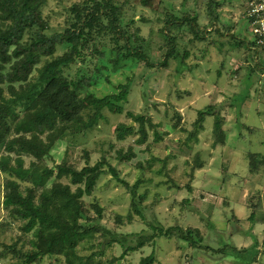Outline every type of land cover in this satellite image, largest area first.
<instances>
[{
    "label": "rangeland",
    "instance_id": "1",
    "mask_svg": "<svg viewBox=\"0 0 264 264\" xmlns=\"http://www.w3.org/2000/svg\"><path fill=\"white\" fill-rule=\"evenodd\" d=\"M82 1L49 0L43 11V16H51V22H53L50 24V33L62 30L65 16L68 14V12L63 14L62 9ZM113 1L122 7V28L131 38L130 44L133 47L141 46L144 48L150 62L154 64L160 62L166 49L171 47L165 36L166 31L171 36H177L175 51H177L178 58L169 60L166 69L148 68L144 63L122 61L114 70L109 61V57H112L110 50L113 46L103 37H101L100 42L95 39L94 41H97L98 45L96 49L103 52L104 56L99 57L89 47L84 53L85 60L83 63L78 61L71 65L64 71V75L71 80L83 78L89 81L84 90L79 92L81 97L93 96L102 99L118 94L120 92L118 88L124 87L128 92V97L126 103L120 104L123 112L112 114L104 110L102 112L104 119L99 120L92 131L86 132L83 136L76 135L71 138L67 137L68 135L64 136L51 151V158L44 159L43 163L45 166L53 168L65 160L77 168H82L85 165V155H88L90 166L104 158L108 164L116 166L120 170L121 177L133 184L140 178V172L134 167L129 169L116 160L119 150L126 153L127 149L132 147L137 154L136 163L143 162L144 167L151 159L168 162L164 174L168 173L174 183L184 186L189 182V167L194 166V161L196 159L199 162L205 161V172H199L196 180L197 190L190 206L192 210L187 208L190 213L183 210L184 212L180 214L182 201L188 200L183 199L184 195L175 194L174 196L173 191L160 187L165 185L167 180L165 175L162 177L154 175V172L162 167L161 163L154 164L150 171L144 174V178H150L152 183L147 187V198L142 205L145 206L144 211L147 219L153 221L157 215L163 220L164 225L160 223L165 229L177 226L180 224V220L183 228L198 226L200 228L198 230L204 237V244L210 246L211 249L207 251L204 248L195 250L184 248L181 247L184 245L177 239L160 238L156 239L153 245L148 243L145 247L120 258L121 250L118 245L108 244L109 236L104 237L98 233L92 241L82 242L79 245L78 254L86 257L91 253H96L94 261L97 264H110V262H112L111 264H138L141 258H145L151 253L155 257L154 264H231L233 263L231 260H235L234 257L231 259L227 253L229 258H226L222 253L217 252L225 244H229L230 247L234 246L236 249H242L251 247L256 240L258 242L257 249L263 250L264 224L251 231L247 219L243 221V224H239V219L234 214L237 210L236 206H239L240 203L243 204L244 199L241 196L243 191V196H247L245 201L247 206L250 207L251 204L253 207V202H251L253 201V194L251 193L261 181L253 178L254 181L256 180L253 187H250L252 185L241 187L238 186L236 179L230 178L225 181L223 186L221 184L219 189L221 193H219L218 181L222 179V175L218 172L219 169L228 167L227 170H230L228 176L231 177L235 168L237 176L245 177L249 173L248 155L261 154L264 157V74L259 71L256 73L254 88L259 89V97L257 96V100H253L255 93H251V90L247 91L249 101L253 100V104L243 110L245 117L240 120L244 125L248 123V125L254 126L255 132L238 140L233 145L232 151L228 153V157L224 154L220 156L217 151H214L218 146L214 147L212 144L216 143L217 137L212 138L210 132H205V129L199 135L189 137L194 128L191 122L193 116L187 112L189 111L188 108H191L190 105L193 104V96L190 98L187 96L190 91L192 92L191 95H194L195 101L205 97L202 96L205 94L209 97L211 105L222 104L223 107L217 111L225 113L223 111L228 107L227 102L232 100L233 95L239 94L246 88H253V75L249 74V68L254 64L251 60L249 63L245 62V59L247 55L249 59L258 53L255 50L246 52L245 48L232 46L234 40L230 38V36H234V38L238 36L236 40L238 38L243 40L245 37L251 39L247 26L244 28L245 24L239 17L245 0H149L151 2L150 7H142L141 0ZM187 10H193L192 12L197 13L198 17L194 19L200 29L211 28L209 21L214 15L222 16L227 22L226 30L231 31L232 34L228 33L229 36L221 38L212 28L211 31H208L206 39L199 42L191 34H186L188 32L187 27H184L179 34L164 28L165 22L173 16L172 14H186ZM131 21L134 23L131 24ZM120 46L124 51L123 42L120 43ZM64 51L65 48L59 47L56 54L60 55ZM182 60L187 65V70L177 75ZM258 60V63L264 66L261 56L258 57ZM234 72L237 77L234 76ZM247 74L251 76L252 83L251 80H246ZM37 78L38 73L34 70L29 79L36 82ZM6 88L3 86L5 97L8 96ZM200 95L201 97H199ZM249 104L250 102L246 103V105ZM15 111L19 115L22 114L23 110L20 104L15 106ZM129 112L133 115L144 116L146 119H150L152 124L158 126L151 128L149 124H145L148 137L147 141L140 146L135 144L138 135L129 136L122 142L116 139L115 129L119 124H129L135 131L137 130V125L133 123L131 118L127 117ZM233 112L234 114L227 117L232 120V123L234 121L238 123L237 130L240 132L244 129H242V124L236 120L240 119L237 118L236 111ZM91 113V111H87L86 116ZM156 132L162 137L159 142L154 141ZM197 135L199 136L198 139ZM224 136L221 132L220 138H225L226 136ZM22 159L25 168L33 161L27 156L22 157ZM102 169L106 170L107 165L103 166ZM216 171L218 172L216 173ZM205 174H212L211 176H213L211 179L213 184L209 186L208 190L204 189L203 184H201L205 179ZM5 177L6 175L0 172V187ZM63 183H67V181L63 180ZM27 185L26 182L21 183L22 190ZM74 189L75 187H72V190ZM239 189L241 190L239 192L241 197L237 194ZM262 189L263 204H261V209L256 212L258 217L261 215L264 217V188ZM217 191L219 200L217 199ZM236 194L238 196L235 200ZM2 195V188H0V202ZM129 201L126 191L109 174H104L97 182L92 195L83 197L85 208L88 211L87 216L95 219L89 222L83 219L80 224L86 227L103 226L116 236H131L148 230L144 223L134 215H132V221H127V215L131 213ZM237 201L239 203H234ZM96 204L103 209L100 220L96 219L94 211L91 209V206ZM195 211L200 212V214ZM117 216L122 218L121 224L116 223ZM22 223V221L14 219L0 206V264H13L19 259L17 255L11 254L6 247L15 244L17 250L25 251L29 248L27 242L32 238V235H25L20 232L19 228ZM169 224L171 226H168ZM209 224L211 227L208 228ZM235 233H239L241 236L235 235ZM247 236L250 240L247 239ZM39 264L65 263L62 258L58 257L52 260L44 258ZM254 264H264V255L260 254Z\"/></svg>",
    "mask_w": 264,
    "mask_h": 264
},
{
    "label": "trees",
    "instance_id": "2",
    "mask_svg": "<svg viewBox=\"0 0 264 264\" xmlns=\"http://www.w3.org/2000/svg\"><path fill=\"white\" fill-rule=\"evenodd\" d=\"M48 3L49 0H0V172L6 175L0 187L3 193L0 206L14 219L23 222L19 228L22 234L32 235L27 242L29 248L25 251L17 250L15 244L6 247L11 254L19 258L13 264H39L44 258L52 260L58 257L62 258L65 264H97L94 261L96 253L83 257L78 254L77 248L82 242L92 241L98 233L104 237L109 236L108 244L118 245L121 250L120 258L145 247L148 243L153 245L156 239L160 238H174L182 243L184 248L194 250L204 248L209 251L211 248L204 244V237L198 229H183L179 226L165 229L155 217L153 221L147 219L145 206L142 204L147 198V187L151 185L152 180L144 178V174L161 160L151 159L143 167V162H135L137 154L132 147H129L126 153L119 150L117 162L129 169L134 167L140 172V178L133 184L121 177L120 170L108 164L104 158L90 166L88 155H85V165L82 168H77L65 160L53 168L43 163L44 159L51 158V151L64 136L68 135L69 138L83 136L86 132L92 131L99 120L104 119L102 114L104 110L112 114L123 112L120 104L126 103L128 97L124 87L118 88L120 89L118 94L102 99L93 96L81 97L79 92L84 90L89 81L83 78L71 80L64 75V71L71 65L78 61L83 63L84 53L89 47L99 57L104 56L103 52L96 49L98 45L95 39L100 42L103 37L113 46L109 61L114 70L122 61L140 62L148 68L166 69L169 60L178 58L175 51L177 36H171L167 31L165 36L171 47L166 49L162 60L156 64L150 62L144 48L133 47L130 44L131 38L122 28V7L113 0H83L79 4L67 6L68 9L65 6L62 13L68 14L65 16L62 30L52 33L49 31L53 22L51 16H43ZM150 4L149 0H141L142 7H150ZM192 11L187 10L186 14H172L173 16H169L165 22L164 28L179 34L187 27L186 34H191L199 42L206 39L208 31L212 28L221 38L229 36L228 33L232 34L226 30L227 22L220 15L211 18L209 21L211 28L200 29L194 19L198 15ZM237 37L230 36L234 40L232 46L245 48L246 52L256 51L252 38L236 40ZM121 42L124 51L120 46ZM59 47L65 48L60 55L56 54ZM257 57L256 54L248 59L247 55L245 59V62L249 63L251 60L254 64L249 68L250 75H256L258 71L263 73ZM34 70L38 73L36 82L29 79ZM186 70L187 65L182 60L177 75ZM234 75L237 74L234 72ZM247 79L251 80L248 74ZM3 86L7 87V97L4 96ZM247 91L248 88L233 95L232 100L227 102V106L236 111L237 118L241 117V106L248 98ZM17 104L22 107L21 115L15 111ZM221 107L222 104L207 105L198 110L193 123L194 131L189 137H195L197 132L203 130L204 120L213 117L212 133L217 137L216 144H222L221 116L217 111ZM87 111L92 113L86 116ZM127 117L137 125V130L135 131L129 124H119L115 129L119 142L129 136L138 135L135 144L140 146L148 137L145 124H149L151 128L158 127L141 115L129 112ZM161 139L156 132L154 141L159 142ZM24 156L33 160L27 168L23 165ZM105 165L107 169L103 170ZM194 166L199 167V164L195 162ZM164 170L162 164L154 175L157 177L165 175L166 182L173 183L168 173L164 174ZM104 174H109L129 196L131 213H128L127 221H132L134 215L148 230L131 236H116L103 226L86 227L80 224L83 219L88 222L95 219L87 216L88 211L83 197L92 195L97 182ZM188 177L192 179L193 172H190ZM63 180L67 183H63ZM25 182L28 185L22 190L21 183ZM72 187L75 189L72 190ZM185 189L190 190L189 185H186ZM260 204L258 202V205ZM91 209L96 219L100 220L103 209L98 204L92 205ZM115 221L121 224L122 218L117 216ZM248 222L252 225H263L264 217L252 213ZM257 245L256 240L251 247L242 249L225 244L217 252L226 258H235L236 261L231 260L233 262L231 264H254L260 254L264 255V248L258 250ZM154 263L153 253L138 262Z\"/></svg>",
    "mask_w": 264,
    "mask_h": 264
},
{
    "label": "crops",
    "instance_id": "3",
    "mask_svg": "<svg viewBox=\"0 0 264 264\" xmlns=\"http://www.w3.org/2000/svg\"><path fill=\"white\" fill-rule=\"evenodd\" d=\"M218 75L220 76V73H218ZM234 76L237 77L236 75H234ZM256 77H257V75L253 74V84H254V79ZM255 84H256V82H255ZM255 84L253 85V88H254ZM253 88H250L249 87L248 91L251 90V93H255V95L252 94L253 95V100H257L256 98L259 97L258 96V93H259L258 90L259 89L257 87H255L254 88V91H253ZM189 93L190 94H188L187 96L189 98L191 96H193V98H192L193 99V101H192L193 104L190 105L191 108H188L189 111H187V112L191 116H193L191 122L194 123L195 120H196V118H197V114H195V113L198 110H201L204 106L211 105V103H210L209 97L207 95H205V94L202 95V96H205V97H202L201 99H199V101L197 100L198 101L197 102V101L194 100V95L193 94L191 95L192 92L190 91ZM199 97H201V95ZM253 100L249 101V97H248L247 100L242 104L241 111H240L241 117H240L239 120L236 119L238 122H240V120L243 117H245V113H244L243 110H245L248 107H250L253 104ZM247 102H250V104L249 105H246ZM260 102H263V101H260ZM224 110L225 111H223V112H225V113H222V111L220 112V116H221V131H222V135H225L226 137L224 136L225 138H222L223 139V143L222 144L221 143H219V144H216V143L215 144H212L214 147L218 146V147H216V149L214 151H217L218 154H220V156H221V154H224L226 156L229 155L228 153L232 151L233 145L236 144V142L238 140L242 139L246 135H250L251 133H254L255 132L254 126L248 125V123H246V125H244V124H242V122H240V123L242 124V127H243L242 129H244V130L238 132V130H237V124L238 123H236V121H234V123H232L231 122L232 120H230V118H228L230 116V114H234V112H233L234 109H231L229 107H226ZM212 118L211 117H207L204 120L203 130L205 129L204 130L205 132H210V135L212 136V138H214L213 133H212V129H213V119ZM232 125H234V127H231ZM192 126H193V124H192ZM203 130L199 131L198 135ZM198 135H197V139L199 138ZM195 162L197 164H199V167H196L197 165L196 166H190L189 167L190 170L188 172V175L190 174V172H193V178L192 179H189L188 184H185L184 186H179L177 183H174V182L173 183L172 182H166L167 181L166 180L165 181V185L160 186L162 188H165L166 190L173 191L172 194L174 196H175V194H181V195H184L183 196V199H188V200H183L182 201L183 204H182V208L180 209L181 210L180 214L182 212H184V211L189 212L190 209L192 210V207H190V206H191V202H192L193 195H195V192L197 190V187H196L195 184H196V180H197L198 174H199V172H205L204 169H206V167H205V165H206L205 164V161L204 162L203 161L202 162H199L196 159L194 161V163ZM248 162H249V173L245 177H243V176H241V177L237 176V174L235 173V170H236L235 168L233 169L234 171L232 172V176L231 177L228 176V173L230 172V170H227L228 167H226L225 169H222V170L219 169V172L216 171V173L218 172V174H221L222 175V179L220 181H218V183H219V187H218L219 193H221L220 190H219L221 184L223 186V184L225 183V181H228L230 178H232V180L233 179H236V182L238 183V186L240 185L241 187H244V186H247V185H252L250 187H253V184L256 182V180L257 181H261L260 184H257V186H255L256 189L255 190H252V193H251V194H253V201H251V202H253V207H252L251 204H250V207L247 206V203L245 202L247 196L246 197L243 196L244 191L241 194L242 198L244 199L243 200V204L240 203L239 206H236L237 210H235V213L233 211V213L237 216V219H239V224H243V221H245L246 219L248 221L250 215L252 213H256L257 210H258V208L261 209L260 206H261V204H263V200H262V197L261 196H262V193H263V189L262 188H264V170H263V167H264V157L261 154H251V155L249 154L248 155ZM159 163L163 164V166H164V168L166 170V166H167L168 162L163 161V162H159ZM230 169H232V168H230ZM213 170H215V169H213ZM211 175L210 174H205V176H204L205 179H204L203 182H201V184H203L202 186H203L204 189H207L208 190L210 188L209 186H211L213 184V182L211 183V179L213 178V176H211ZM253 178L256 179V180L254 181ZM159 185H161V184H159ZM186 185H189L190 190H186L185 189ZM202 186H200V187H202ZM177 187H179L180 189H177ZM218 191H217V199L219 200L220 197H219ZM240 191H241L240 189L237 190V194L239 196H240V194H239ZM185 192H188V193H185ZM237 194L235 195V200H236V198L238 196ZM260 198H261V200H260ZM258 202H260L261 204L258 205ZM234 203H239V202L237 201V202H234ZM187 208L189 210H187ZM196 213L197 214H200V212H198V211ZM156 219L158 220L159 223L161 222L162 225H164L163 220L160 219L159 217H157V215H156ZM168 226H171V224H169ZM177 226L183 228V225L181 224V220H180V224H178ZM259 226H262V225L261 224L252 225V224L249 223V229L251 231H254L255 228H258ZM187 228L200 229V228H198V226H192V227H187ZM187 228H183V229H187ZM208 228H209V226H208ZM235 235L241 236L239 233H235ZM247 239L250 240V238H248V236H247ZM244 248H247V247H244Z\"/></svg>",
    "mask_w": 264,
    "mask_h": 264
},
{
    "label": "built area",
    "instance_id": "4",
    "mask_svg": "<svg viewBox=\"0 0 264 264\" xmlns=\"http://www.w3.org/2000/svg\"><path fill=\"white\" fill-rule=\"evenodd\" d=\"M239 17L245 24L244 28L247 26L258 57L261 56L264 63V0H245ZM262 69L264 74V66Z\"/></svg>",
    "mask_w": 264,
    "mask_h": 264
}]
</instances>
